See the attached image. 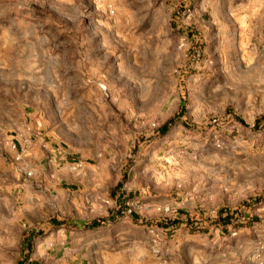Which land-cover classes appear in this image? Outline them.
I'll return each mask as SVG.
<instances>
[{
    "label": "rangeland",
    "instance_id": "obj_1",
    "mask_svg": "<svg viewBox=\"0 0 264 264\" xmlns=\"http://www.w3.org/2000/svg\"><path fill=\"white\" fill-rule=\"evenodd\" d=\"M176 2L0 0V264H17V238L28 230L14 219L20 202L2 194L14 163L15 184H28L34 196L33 213L46 206L74 216L60 229L42 224L46 233L32 251L40 264H264V201L252 210L258 220L238 229L191 233L156 224L185 201L215 214L264 192V128L227 113L249 124L264 113V26L253 25L254 3L198 0L187 10L184 26L205 43L192 62V43L172 27ZM183 96L195 127L179 122L135 156L136 138L177 112ZM29 98L52 126L41 133L94 151L91 162L49 165V175L53 167L59 175L50 183L22 172L43 163L14 162L3 137L27 132ZM85 166L99 175L76 178ZM123 174L141 221L128 210L115 223L85 229L88 218L115 207L111 191Z\"/></svg>",
    "mask_w": 264,
    "mask_h": 264
},
{
    "label": "trees",
    "instance_id": "obj_2",
    "mask_svg": "<svg viewBox=\"0 0 264 264\" xmlns=\"http://www.w3.org/2000/svg\"><path fill=\"white\" fill-rule=\"evenodd\" d=\"M198 0H177L172 12V27L175 32L185 35L189 42L192 43L189 50V59L192 62H196L203 57L205 43L202 36L193 26H184L182 22L183 15L187 10L194 8ZM182 103L180 104L177 112L171 115L160 126L154 128L149 136L148 134H142L136 138L135 145L132 149L133 154L136 156L142 148V144L147 139H158L166 135L172 127L176 126L179 122L186 127H195L187 120V106L185 98L183 96ZM227 113L234 115L236 119L245 126H250L254 130H260L264 128V113L256 117L253 124L247 123L244 119L234 114L232 109L229 108ZM132 162V160H131ZM132 163L129 165V167ZM128 181V174H123L118 184L112 189L111 196L115 199L116 205L113 209H110L108 215L104 217H97L89 220L84 224L85 229H96L103 225L112 224L119 220L125 212L130 211L132 218L135 221H141L136 212L131 210L128 202L133 198L132 192L125 190V183ZM264 201V192H256L251 195L247 200L243 201L236 208L220 207L215 214H208L204 209H198L191 213L185 210H178L177 214L173 217H164L158 219L156 224L162 228L176 229L186 228L191 233L196 232H209L212 228H221L227 230L230 227L238 229L247 225H253L258 220V216L252 213L255 206L261 204ZM144 223L153 225L154 222L146 219H142ZM42 224H46L52 229H58L68 225V220L57 219L51 217L50 219L37 224L35 230L26 231L21 239L19 248V258L17 264H40L39 261L32 258L33 246L36 240L43 235L45 231L42 228Z\"/></svg>",
    "mask_w": 264,
    "mask_h": 264
},
{
    "label": "crops",
    "instance_id": "obj_3",
    "mask_svg": "<svg viewBox=\"0 0 264 264\" xmlns=\"http://www.w3.org/2000/svg\"><path fill=\"white\" fill-rule=\"evenodd\" d=\"M246 1H253V6H252V11L251 15L254 18H257L255 23H258L260 26H264V0H246ZM26 97L28 95H25ZM27 106L24 108L26 111V117L25 120L26 122L22 125L24 128L27 129V132H23L22 134L17 135L15 137V134L13 135H8L7 131L4 132L5 137H3V140L6 141V145L8 146V149L11 151V157L12 160L15 162L16 159H22L23 162H26L28 160L29 162H32L33 159H38L39 161L41 160L43 163L42 166H37L36 170H33L28 172L27 169L22 170L23 173L29 174V173H34L35 178L38 181L46 180L48 183L52 182L50 180L49 176L54 177V176H59L57 174V170H54L53 168H50V173L49 175L47 169L49 165H58V164H63L67 166L69 163H74V160H79V161H86V162H91L92 157L90 155L93 154L94 151H87V150H82L76 148L74 144H67L66 142H61L56 140L53 136V134L44 131L41 133L42 128L47 129L51 128V124H47L46 118L43 116L39 115L41 113L39 112V107L36 104V100L33 98L27 99ZM4 118H7L8 122H13L12 121V116L11 112H5ZM40 131V132H39ZM49 133V134H48ZM33 136V138L31 137ZM32 139H31V138ZM94 150V149H93ZM97 152V151H96ZM49 160V164L46 163V161ZM27 163V162H26ZM31 167L27 165V168ZM19 167L16 166L15 168V163L11 171V180L10 181H4L2 188L4 191L2 194L8 196L11 198L14 202L16 200L17 202H20V205L17 207L16 206V211H15V220H24L23 225H27L28 230H35L36 229V224L37 220H42L40 222L46 221L50 219L51 217H56L57 219H66V220H74V216L72 214L71 210L68 211H60L56 213L57 209H52L51 207H44L43 210H39L38 215L36 213H33L34 210V202H32V192L29 190L30 187L28 184H23V185H18L15 184V169L16 171H20L18 169ZM29 169V168H28ZM63 172L66 174L71 173L69 169L66 167L62 168ZM66 170V171H65ZM92 168H88L85 166L84 170H81L76 173V178H81L84 177L85 173H94L96 176L99 175V172L92 171ZM73 173V172H72ZM46 186L48 185L49 187L50 184H45ZM48 191H53L51 188L49 189L48 187L46 188ZM21 200L19 201V199ZM94 199L91 197V201ZM39 207V206H38ZM37 207V208H38ZM197 202L193 200V202H183L181 207L179 206L178 210H185L188 212H195L197 209ZM71 209V208H70ZM199 209V208H198ZM97 217H90L88 220L94 219ZM38 222V223H40ZM27 223V224H26ZM26 228V229H27ZM60 229V228H59ZM27 230V231H28ZM26 231L22 232L21 236L17 238L18 240V246L20 248V243L23 234ZM18 248V249H19Z\"/></svg>",
    "mask_w": 264,
    "mask_h": 264
},
{
    "label": "built area",
    "instance_id": "obj_4",
    "mask_svg": "<svg viewBox=\"0 0 264 264\" xmlns=\"http://www.w3.org/2000/svg\"><path fill=\"white\" fill-rule=\"evenodd\" d=\"M113 12V11H112ZM30 174V173H29ZM260 264H263L262 262H260Z\"/></svg>",
    "mask_w": 264,
    "mask_h": 264
}]
</instances>
